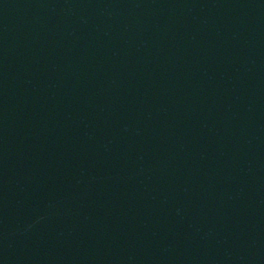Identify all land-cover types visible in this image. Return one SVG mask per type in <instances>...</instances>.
Masks as SVG:
<instances>
[{
  "label": "water",
  "instance_id": "95a60500",
  "mask_svg": "<svg viewBox=\"0 0 264 264\" xmlns=\"http://www.w3.org/2000/svg\"><path fill=\"white\" fill-rule=\"evenodd\" d=\"M0 264H264V0H0Z\"/></svg>",
  "mask_w": 264,
  "mask_h": 264
}]
</instances>
